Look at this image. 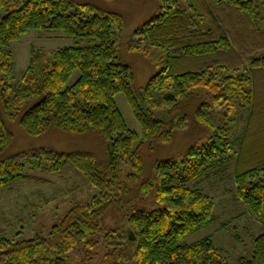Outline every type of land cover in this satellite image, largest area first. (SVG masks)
<instances>
[{
	"label": "trees",
	"instance_id": "16d2710c",
	"mask_svg": "<svg viewBox=\"0 0 264 264\" xmlns=\"http://www.w3.org/2000/svg\"><path fill=\"white\" fill-rule=\"evenodd\" d=\"M150 1L154 11L133 33L170 52L138 87L113 38L123 35V14L95 11L84 0H0V189L48 182L35 170L74 175L75 188L97 189L46 235L0 236V264H70L76 250L77 264H93L98 240L107 249L97 264H230L210 236L181 239L213 220L212 197L189 182L231 162L237 199L264 219V138L256 136L264 119L256 118L251 130L248 123L242 136L230 130L242 107L250 118L258 105L264 0ZM30 30L62 32L76 42L50 53L32 48L17 75L9 46ZM119 92L140 134L127 127L115 102ZM13 122L30 135L94 133L101 151L12 152ZM180 134L186 142L174 147ZM233 264H264V231Z\"/></svg>",
	"mask_w": 264,
	"mask_h": 264
},
{
	"label": "rangeland",
	"instance_id": "374dc122",
	"mask_svg": "<svg viewBox=\"0 0 264 264\" xmlns=\"http://www.w3.org/2000/svg\"><path fill=\"white\" fill-rule=\"evenodd\" d=\"M84 2L92 5L95 11L118 12L125 16L127 22L123 35L121 37L118 33L113 35L117 55L130 67L131 84L143 86L148 78L165 64L170 52L168 47L152 45L133 33L137 26L154 11V4L150 0H84ZM75 42L74 37L62 32L49 34L37 30L28 31L9 46L14 56L15 73L20 75L24 71L29 63L32 48L50 53L58 47L72 45ZM262 74L264 70L255 72L258 105L252 116L249 118L250 110L246 107H242L235 115L236 122L230 130L237 136L244 134L248 123V129L251 130L256 118L262 116L264 119V75ZM78 75L79 72L75 71L67 81V85L72 84ZM115 102L127 127L140 134L141 127L122 92L115 95ZM10 129L14 135L10 145L12 152L43 147L60 151L77 149L101 151L100 139L94 133L70 135L53 131L42 135H30L15 122L10 124ZM256 136L258 141L263 140V123L260 124ZM184 142L186 138L180 134L174 147ZM127 170L128 165L122 163L121 177ZM33 173L48 179V182L24 180L0 189V236L19 241L36 235H46L51 226L59 222L70 207L76 203L87 202L97 193V189L92 185L81 184L75 188L73 185L77 178L74 175L56 176L39 170ZM233 174L234 162H231L223 172H217L209 177L199 176L189 182L192 187H198L212 197L213 220L181 239V242L190 243L210 236L230 264H233L239 256L251 253L253 238L264 231V219L251 216L237 199ZM106 249L104 243L98 240L94 247L97 254L93 264H97ZM81 256L80 251H74L70 264H77Z\"/></svg>",
	"mask_w": 264,
	"mask_h": 264
}]
</instances>
